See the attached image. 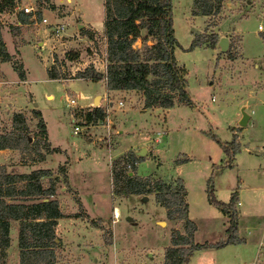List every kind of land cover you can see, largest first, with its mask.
Instances as JSON below:
<instances>
[{
    "label": "rangeland",
    "instance_id": "1",
    "mask_svg": "<svg viewBox=\"0 0 264 264\" xmlns=\"http://www.w3.org/2000/svg\"><path fill=\"white\" fill-rule=\"evenodd\" d=\"M171 2L179 45L174 53L177 62L188 70L187 91L194 108L177 103L169 110L144 109L141 94L108 95L105 105L100 106L105 118L96 123L85 120L93 102L91 107L71 108L66 98L77 100V90L91 86L80 79L70 86L78 72L89 66L103 70L105 40L97 32L91 41L77 29L79 24L102 23L103 0H50L40 5L37 0H20L39 11L34 18L24 16L27 21L21 23L10 15L0 17L3 41L13 55L11 65L17 66L22 60L30 81L18 87L17 105L38 110L46 126L44 138L37 120L25 111L26 135L32 146H40L44 159L34 164L37 156L32 150H8L0 154V166L14 175L50 171L54 198L63 215L81 219L61 220L55 228L56 264H166L164 253L171 246V233L177 230L184 234L183 222L170 221L154 193L116 195L114 191L121 188L123 180L113 185L114 170L119 176H150L166 183L181 179L187 191L188 218L197 227L194 242L200 244L221 241L228 228V219L207 201L208 179L218 201L227 203L231 193H239L242 207L235 206L243 214L237 219L236 233L239 239L248 240L246 244L198 251L190 264L263 263L264 240L253 243L244 228L255 226L251 237L261 238L264 232V0H221L219 13L209 17H194L192 0ZM41 17L52 26L63 24L62 37L49 34ZM238 20L242 21L236 26ZM212 35L218 41L221 36L229 38L226 53L217 45L208 48ZM194 37L202 45L189 51ZM134 46L140 48L141 44L137 41ZM68 52L78 54V58L67 60ZM48 70H55L56 80L48 79ZM2 77L9 82L6 73H0ZM99 83H92V95L104 103L105 87ZM48 95L53 98L48 100ZM249 99L258 100V104L248 107L247 113L251 115L252 109L258 112L248 126L240 128L242 105ZM12 117L10 111H0V132L12 129ZM210 132L223 143L236 135L239 152L231 169L224 167L228 159ZM50 148L57 152L47 154ZM142 148L145 155L139 157L137 152ZM130 155L142 160L134 163ZM47 181L45 178L44 183ZM113 207L118 210L117 217ZM19 228L18 222L11 224L9 246L0 248V264H19Z\"/></svg>",
    "mask_w": 264,
    "mask_h": 264
},
{
    "label": "trees",
    "instance_id": "2",
    "mask_svg": "<svg viewBox=\"0 0 264 264\" xmlns=\"http://www.w3.org/2000/svg\"><path fill=\"white\" fill-rule=\"evenodd\" d=\"M50 0H37L40 2ZM194 17H209L218 14L221 0H192ZM14 0H0V14L10 11ZM103 35L106 44L105 73H100L92 66L78 72L75 79L92 83L104 82L108 91H134L142 95L144 109L169 110L175 104L194 108L187 91L188 70L181 66L175 57L178 42L174 35L171 0H103ZM21 23H26V17L19 16ZM80 34L95 41L91 30L81 29ZM139 41L141 46L134 45ZM218 43V37L212 35L208 48L213 49ZM202 45L198 37H194L188 50ZM69 61L78 58L76 53H66ZM0 60L7 62L11 58L7 52L0 31ZM18 70L17 66H14ZM49 79L56 80L55 70H48ZM19 78L24 75L19 73ZM37 120V128L46 137V126L38 110L31 112ZM24 115L14 113L10 131L0 133V151L12 150L21 153L31 151L37 156L33 162L43 161L39 145L32 146L26 135ZM105 118L101 107H94L85 116L87 123H96ZM22 125L23 128H20ZM211 138L220 146L228 161L225 168L231 169L235 155L239 152L236 135H232L229 143L221 142L210 132ZM57 152L47 150V154ZM134 163L142 158L130 155ZM118 164L122 159L117 160ZM184 161V160H182ZM133 165V164H132ZM135 170V166H133ZM123 176V177H122ZM48 170H36L29 174H9L4 166H0V248L9 246V231L12 223L20 225L18 234L19 264H56L55 247L57 238L55 227L57 220L65 216L60 211L56 195L55 183ZM48 178L47 183L44 179ZM55 179V178H53ZM123 180L121 188L115 189L116 195L144 196L155 194V201L166 210L170 221H181L184 224V234L174 230L171 233V246L165 250L166 264H190L192 257L198 251L212 248H223L232 244L243 243L237 237V194L233 192L227 203L218 201L214 196L211 178L207 181V201L228 217L229 226L225 237L214 244L195 243L194 234L197 227L188 218L189 206L186 202L187 191L181 179L175 183H166L162 179L152 177L140 178L133 174H121L114 170L113 185ZM54 198V199H52Z\"/></svg>",
    "mask_w": 264,
    "mask_h": 264
},
{
    "label": "crops",
    "instance_id": "3",
    "mask_svg": "<svg viewBox=\"0 0 264 264\" xmlns=\"http://www.w3.org/2000/svg\"><path fill=\"white\" fill-rule=\"evenodd\" d=\"M18 3H20V0H16ZM21 4V3H20ZM22 5V4H21ZM3 15H10V17H12V19H16V20H19V16L20 15H22V14H18V13H14L13 11H12V9L10 10V11H5V12H3L2 13ZM1 17H2V15H1ZM104 18V17H103ZM244 20V19H243ZM242 20H238L237 21V23H236V26H237V24L239 23V22H241ZM18 25H19V23H18ZM78 26V25H77ZM86 26V27H85ZM88 26H90V27H88ZM84 29H86V30H91L93 33H94V35H96V33L98 32V33H100V36H102L103 37V40H105L104 39V35H103V19H102V23H100V21L99 22H95V23H89V24H85L84 25ZM95 29V30H94ZM80 33V32H79ZM82 36H84V35H82ZM1 37H2V35H1ZM84 37H86V36H84ZM86 38H88V37H86ZM2 39H3V37H2ZM8 52V54H9V56H10V58H11V60H13V55L9 52V51H7ZM19 52V51H18ZM18 55H19V58H20V60H21V57H20V52L18 53ZM104 58L102 59V63H103V66H102V68H103V70H101V71H99L100 73H105V68H106V64H104L105 63V59H106V51L104 52ZM10 60V61H11ZM10 61H7V62H4V61H0L1 63H0V73H6L7 74V80H9V82H6V80L2 77L1 79H0V109L2 110V109H6V110H8V111H10V114H14V113H21V114H23V115H25L24 114V112L26 111V112H29L30 111V113L34 110V108H32L31 110H27V109H22L21 107H19V105H17V96H16V93L18 92V87L21 85L22 87H24V86H27V84H29L30 83V81H29V78H28V74H27V70H26V68H25V66H24V63H23V61L21 60V62H20V64H17V68H18V70H15L14 69V66H12L11 65V62ZM19 73L21 74H23L24 75V78L23 79H20L19 78ZM47 77H48V75H47ZM48 79H49V77H48ZM49 80H51V79H49ZM76 81H79L78 79H76V80H70L69 82H70V86H73L75 83L74 82H76ZM6 83V85L7 86H5L4 84ZM11 84V86H9L8 84ZM87 83H89L91 86L93 85L92 83H90V81L89 82H87ZM99 84H101V85H103L104 87H105V83L104 82H100ZM89 87L87 90H85V91H81V90H77L78 91V97H77V100H76V102H77V106H79V107H81V108H83V107H91L92 106V102L94 101V99L96 98V96H93L92 94H93V90H92V87ZM28 93H29V91H28ZM123 93H136V94H139V93H137V92H134V91H108L107 89H106V87H105V94H104V103H102V98L100 97V104H99V107L100 106H104L105 105V100H106V98H108V95L110 96V95H119V94H123ZM251 95V94H250ZM249 95V96H250ZM50 98L52 99L53 97L51 96V95H48L47 96V99L48 100H50ZM76 98V97H75ZM256 98V97H255ZM109 102V104L110 105H112V103H110V101H108ZM142 102V101H141ZM245 102H247V103H249V102H251L252 104L250 105V106H247L245 103H243V107L242 108H244L245 109V111L247 110V108L248 107H252L253 108V106L254 105H257L258 104V100H256V99H254L253 101L252 100H247V101H245ZM109 105V106H110ZM261 105H263L264 106V101H262L261 102ZM0 110V111H1ZM12 110V111H11ZM257 112H258V110H256V111H254L253 109L251 110V115H249L248 113H247V111H246V113L250 116V119H249V121H248V124L250 123V121H251V119H252V116L254 117L256 114H257ZM254 121V120H253ZM253 123H255V122H253ZM248 126V125H247ZM0 133H3V132H0ZM48 134V133H47ZM51 149V148H50ZM54 149V148H53ZM6 151H8V150H2V151H0V154L2 153H6ZM11 151V150H10ZM35 163H37V162H35ZM34 163V164H35ZM34 171H36V170H34ZM29 174V173H28ZM70 181H71V179H70ZM70 183H72V182H70ZM75 190L76 191H78L76 188H75ZM232 194V193H231ZM230 194V195H231ZM237 194V204H238V206L237 207H239V208H241L242 207V203H241V201H239V193H236ZM79 197H81V200H82V196H80V193H79ZM186 198H187V196H186ZM230 199V198H229ZM57 200V199H56ZM229 201V200H228ZM83 203V206H84V208L86 209V211H87V214H89L88 212H89V208H88V206L85 204V202L83 201L82 202ZM188 203V202H187ZM59 207H60V211L62 212V210H61V205H59ZM114 208V214H118V210H117V208L116 207H113ZM236 212H237V219H238V217H241L242 216V214H243V212L241 211V210H236ZM222 214V213H221ZM116 215H115V217H116ZM223 215V214H222ZM224 216V215H223ZM224 217H226L227 219H228V217L227 216H224ZM76 218V219H75ZM73 217V218H67V217H64V218H62V219H59V220H57V225H56V229H58V227H59V223L61 222V220H75V221H77V220H81V219H79V218H77V217ZM191 220V219H190ZM191 221H193V220H191ZM227 222H228V220H227ZM83 223H84V221H83ZM104 223V225L106 224V222H103ZM228 226H229V223H228ZM253 229H255V226L254 225H251V226H249V227H245L244 228V230H249V233H248V236L250 237L249 238V240L250 241H253V243L254 242H256V241H260V240H264V235H263V233H262V236H261V238H259V236L258 237H256L255 235L253 236V237H251V232H253ZM227 230V229H226ZM226 230H225V232H226ZM246 241H248L247 239H246ZM246 241H245V239H243V244H246ZM260 244H261V242H259ZM114 244V243H113ZM200 244V243H199ZM264 247V246H263ZM261 252V251H260ZM258 255H260V253L258 254ZM263 258V263H261V264H264V257H262ZM257 264V263H256ZM258 264H260V263H258Z\"/></svg>",
    "mask_w": 264,
    "mask_h": 264
},
{
    "label": "built area",
    "instance_id": "4",
    "mask_svg": "<svg viewBox=\"0 0 264 264\" xmlns=\"http://www.w3.org/2000/svg\"><path fill=\"white\" fill-rule=\"evenodd\" d=\"M12 11L14 13L22 14L24 16H30L33 18L35 16V14L39 12L33 6L21 5L16 0H14V5L12 7ZM1 15H2V13L0 14V17H1ZM40 21H41V24L43 26H46L48 28L49 34L52 33L57 38L62 37L63 32L65 31V26L63 24H57V25L52 26V24H50L49 20L46 17H41ZM258 29H259V31L263 30L262 26H259ZM66 99H67L68 107L73 108V107L77 106V102L75 99H72V98L69 99L68 97ZM118 104H119V106H122L121 102H119ZM77 131H78V128H75V133H77Z\"/></svg>",
    "mask_w": 264,
    "mask_h": 264
},
{
    "label": "water",
    "instance_id": "5",
    "mask_svg": "<svg viewBox=\"0 0 264 264\" xmlns=\"http://www.w3.org/2000/svg\"><path fill=\"white\" fill-rule=\"evenodd\" d=\"M84 28V25H78L77 29L80 31L81 29ZM218 48L220 49L221 53H226L228 51L229 48V38H227L226 36H221L219 38L218 44H217ZM99 103H100V97H96L93 101V105L94 107H99ZM250 119V116L246 113L245 109L242 108L241 109V118L239 120V127L240 128H245L248 124V121ZM145 149L142 148L139 152H137V156L139 157H143L145 155Z\"/></svg>",
    "mask_w": 264,
    "mask_h": 264
},
{
    "label": "bare ground",
    "instance_id": "6",
    "mask_svg": "<svg viewBox=\"0 0 264 264\" xmlns=\"http://www.w3.org/2000/svg\"><path fill=\"white\" fill-rule=\"evenodd\" d=\"M116 215V214H115ZM119 216V215H118ZM116 217H117V215H116Z\"/></svg>",
    "mask_w": 264,
    "mask_h": 264
}]
</instances>
